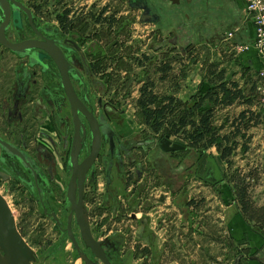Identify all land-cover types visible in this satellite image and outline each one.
<instances>
[{
  "label": "flooded vegetation",
  "instance_id": "obj_1",
  "mask_svg": "<svg viewBox=\"0 0 264 264\" xmlns=\"http://www.w3.org/2000/svg\"><path fill=\"white\" fill-rule=\"evenodd\" d=\"M105 1L114 4L110 14ZM153 1L147 0V4L159 19L150 23L155 29L145 27L142 31L138 46L144 49H139L134 57L135 64L144 69L140 72L142 79L137 78L140 94L142 87L152 82V72L146 68H152L157 60L150 49L161 50L168 43L167 39L155 43L154 32L167 31L168 24L153 10ZM129 2L0 0V139L19 150L25 161L10 156L0 146V193L16 190L23 204L31 202L40 215L51 221L58 238L46 244L56 247L54 250L61 244H71L67 233L71 217L70 230L80 250L93 264H102L81 240L71 203L67 202L75 128L64 85L71 87L91 113L94 126L77 114L82 126L78 163L91 151L92 129L100 135L95 160L85 172L81 197L93 239L101 242L100 247L112 264H167L170 226L186 225L193 234H200L202 204L205 200L211 204L214 199H205L202 185L218 187L224 176L219 184L206 183L202 180L206 173V159L201 161L204 153L170 137L169 147L176 143L183 148L163 149L161 139L165 135L150 128L149 133L146 128L137 131L120 108L118 102L124 96L113 86L125 85L128 79L121 74L123 52H133L136 47L133 39L140 17ZM133 12H138V16ZM108 27L114 30V40L103 53L116 60L117 79H112L106 70L105 54L101 55L92 38L104 35ZM1 40L17 45L18 51H12ZM160 61L161 66L164 57ZM78 187L76 181L75 204L79 201ZM235 214H229L225 225H245L235 221ZM259 241L258 246L251 244L248 253L235 257L228 249L225 263L264 264V238ZM182 248L172 250L173 254Z\"/></svg>",
  "mask_w": 264,
  "mask_h": 264
},
{
  "label": "crops",
  "instance_id": "obj_2",
  "mask_svg": "<svg viewBox=\"0 0 264 264\" xmlns=\"http://www.w3.org/2000/svg\"><path fill=\"white\" fill-rule=\"evenodd\" d=\"M179 1L182 4V0ZM185 2L188 6L181 8H175L180 7L181 4L180 6H175L168 0H154L152 2L153 10L163 18L161 20H165L168 24L167 31H162L163 33L154 32L156 44L162 39H167L168 43L161 50L153 47L149 51L153 59L157 58L152 68H146L148 72H152L149 77V81L152 82L149 86L153 89V93L156 94V84H167L168 87V81L171 76L177 77L178 86L181 85L179 82L184 83L186 81V65L180 66L178 61L180 57L176 56V53L181 54V56H186V53L195 54V59L192 62L201 66V69L205 68V77L200 74L195 75L192 79L196 83L199 82L200 87L202 86L200 89L201 96L212 87H216L221 83L230 88L235 85L234 89L241 90L242 98H239L230 106L220 108L225 110L231 107L246 106L254 109L253 95L250 97L247 94L250 89L254 91L257 73L261 69L263 61L252 46L241 53L236 51L238 45H251L254 39V24L246 12L244 1L185 0ZM133 14L138 16L139 13L133 12ZM136 22L135 38L133 40L136 42V47L134 48L137 52L136 54H139V49H144L138 46V42H141L139 37L142 36V31L145 27L150 29H155V27L150 23H141L138 20ZM229 33H231V37H228ZM161 53L164 55H161ZM163 57L164 61L160 66L162 62L160 58ZM176 64L179 66L178 73L173 74L175 72V67L173 66H176ZM205 86L206 88L202 90ZM140 87L141 84H139V92ZM168 96L176 97L174 94L170 95L169 93L162 97ZM175 99L179 101L185 100L182 94H178ZM248 111L249 109L244 112L248 113ZM147 128L146 131L149 133L150 131ZM209 149H215V147ZM211 196L214 198L212 193ZM209 198L206 197L205 199ZM204 218L207 219L205 215L201 216V220ZM203 224L199 226L200 234H193V229L188 228L186 225L184 227H180V225L170 226V250L167 264H211L208 261L226 264L228 249H232L231 256L233 257L238 253L244 252V250L246 254L251 249V244H257L258 246L261 243L259 241L262 237L261 235L264 236L262 233H255L254 227L247 224L246 221L243 223L245 225H232V222L231 225H225L223 234L226 238L224 239L219 237L218 232L222 233L221 227L219 229L220 225ZM178 227L183 228V234L179 232ZM251 234H253L252 239L250 238ZM181 246L183 248L173 254L172 250L176 251ZM235 248L239 251L234 254Z\"/></svg>",
  "mask_w": 264,
  "mask_h": 264
},
{
  "label": "rangeland",
  "instance_id": "obj_3",
  "mask_svg": "<svg viewBox=\"0 0 264 264\" xmlns=\"http://www.w3.org/2000/svg\"><path fill=\"white\" fill-rule=\"evenodd\" d=\"M105 3L109 7L108 12L110 14L114 11V4L112 2L108 4L107 1H105ZM180 4L178 6H180ZM183 6H188L185 0H182L180 7L175 8H181ZM111 26L112 25L110 24L109 27ZM109 27L106 29L104 35L101 36L96 34L92 36V38L96 40V43H98L97 50L100 51L101 55L105 54L103 51H105L107 45L114 40V30L109 29ZM128 43L129 41H127L126 47H128ZM136 53L135 49H133V52H130V50L128 51L127 49L124 50L123 56L125 60L123 59L122 61L123 69L121 74L122 77H127L128 79L126 80L125 85L119 86L118 84L113 87H116L118 94L124 96V99H120V102H118L120 108L127 112L131 125L139 131L142 128H147V126L143 122L139 108L136 104V99L140 95L138 90V83L140 81L137 80V78H140V72L144 70L140 65H136L134 62ZM176 56L180 57L178 58V61L181 67L186 65V81H184V83L179 82L181 85L178 86L177 77L174 78L171 76V79L168 81V87L167 84H156L155 90L159 97H162L167 93L170 95L174 94L176 97L178 94H182V97H184L185 100H180L182 105L175 111V115H177L187 104L195 103L199 100L201 97L200 89L202 86L200 87L199 82L196 83L192 79L195 75L197 76L200 74L202 77H205V68L201 69V66L192 62V60L195 59V54L192 55L186 53V56H181V54L176 53ZM103 57L105 58L104 63L106 64V70L108 69L107 71L112 74V79H117V67H114L116 60L110 54H105ZM173 67H175V72H173V74H177L179 69L178 64ZM128 72H130L129 75L127 74ZM120 82L123 83L124 80H120ZM204 88H206V86L203 87L202 90ZM247 95H250V97L253 95L254 109L243 106L222 110L220 107H217L214 113V125L217 127L223 126L219 132L220 135L230 136L231 133L235 131V125L233 123H236L240 130V135L233 139L237 145L228 162L220 160L216 149L204 151V153H207L209 156L216 159L219 168L223 173L224 180L218 185V187H214L213 189L202 185V193L205 197L209 198L211 193L214 195L211 204H208V200H205L202 204L201 213L207 217V219H202V223H204L203 225H220L219 229L221 227L222 233H218L219 237L223 239L226 238L223 234L226 219L230 213H238L233 195L234 181H242L247 186V195L254 207L260 209L264 208V108L259 103L260 96L258 97L255 93V88L254 91L253 89H250ZM248 109L249 111L246 114L245 120H239V113ZM249 116H252V120H249ZM161 133L164 134L165 130L161 131ZM242 135H244V138H242ZM178 137L179 136L170 135L171 140L184 142L181 140V137ZM245 147L246 149H244ZM222 186H224V188H222ZM220 187L221 190H219ZM214 190H218L219 193H215ZM1 194L9 204L15 217L19 233L23 236L26 243L35 251V253H37L38 264H82L80 260L76 259L69 242L61 244L56 250H54L56 247H49L48 244H46V241L56 240L58 238V233L53 231L51 221L40 215L31 202L23 204L20 201L19 194L16 190H11L7 193L2 191ZM207 210H210L211 214H207ZM237 221L240 222L239 219H237ZM246 223L252 225L250 222L246 221ZM250 238H253V234H251ZM236 251L239 250L235 248L234 254Z\"/></svg>",
  "mask_w": 264,
  "mask_h": 264
},
{
  "label": "water",
  "instance_id": "obj_4",
  "mask_svg": "<svg viewBox=\"0 0 264 264\" xmlns=\"http://www.w3.org/2000/svg\"><path fill=\"white\" fill-rule=\"evenodd\" d=\"M168 1L175 6H178L180 4L179 0H168ZM129 5L131 8L138 10L140 12L139 21L141 23H155L158 21L159 16L151 10V8L147 4V0H130ZM1 43H3L6 47L11 49L12 51L15 52L18 51L17 45L7 43L3 40H1ZM28 45L35 46L32 44H28ZM42 49L46 50L43 47ZM56 62L60 66L59 61L57 60ZM64 87L66 89L69 102L73 109V115H74L73 123L75 128L72 149L70 154V161H69L73 171L68 187L67 202L71 203V214L74 213L75 222L79 229L81 240L84 242V244L87 247L91 249L92 253L97 258H99L102 264H112L103 253L100 247L101 242L95 241L91 235L87 216L86 213L84 212L83 204L81 200L82 186H83V179L85 176V172L87 168L91 166L93 161L95 160V157L99 149L100 135L97 130L92 129L93 144L91 151L89 155L81 163H78L77 157L81 147L79 130L82 126L79 122V118L77 114L80 113L82 116H84L89 122L91 127H94L93 118L91 113L87 112L83 104L79 101L73 89L71 87L68 88L65 85ZM170 143L171 142L169 140L168 135H165L161 139L162 148L165 150L183 148V146L178 145L176 143H174L171 147H169L168 145ZM0 146L2 150L10 154V156L19 159L22 163H25L23 154L19 150L11 146L9 143L4 142L0 139ZM205 159H206V165H205L206 173L204 176H202V180H204L206 183H209L210 185L219 184L223 180V175L217 164L216 159L212 156H209L207 153H204L201 157V161ZM206 175H209V177L207 178ZM76 181H78L79 183V187H78L79 201L77 204H75L73 201ZM240 220L242 223H244L241 218ZM70 222H71V217H69L68 220L67 233L71 241V244L73 245V248L76 250L81 261H83L85 264H93L91 261H89L87 256L80 250V247L75 237L71 233ZM0 264H38L37 254L26 243L23 236L19 233L15 222V217L7 201L1 194H0Z\"/></svg>",
  "mask_w": 264,
  "mask_h": 264
},
{
  "label": "trees",
  "instance_id": "obj_5",
  "mask_svg": "<svg viewBox=\"0 0 264 264\" xmlns=\"http://www.w3.org/2000/svg\"><path fill=\"white\" fill-rule=\"evenodd\" d=\"M234 86L230 88L221 83L212 87L198 101L183 107L177 115L174 113L182 105L181 101L172 96L158 97L149 85L142 87L136 104L143 122L154 132L179 136L192 148H198L202 153L215 147L220 160L228 162L237 145L233 139L240 135V130L236 123H233L235 131L230 136L220 135L219 132L223 126H215L213 117L217 107L230 106L242 98L241 90L234 89ZM246 114L240 113L239 120L244 121ZM248 118L252 120V116ZM163 130H165L164 134L161 133ZM233 195L238 210L235 219L241 218L244 223L250 222L255 228V233L264 234V208L253 206L247 195V186L242 181H234ZM261 236L264 238L263 235Z\"/></svg>",
  "mask_w": 264,
  "mask_h": 264
},
{
  "label": "built area",
  "instance_id": "obj_6",
  "mask_svg": "<svg viewBox=\"0 0 264 264\" xmlns=\"http://www.w3.org/2000/svg\"><path fill=\"white\" fill-rule=\"evenodd\" d=\"M243 1L245 3L246 12L254 24V39L251 45H238L236 51L241 53L252 46L263 61L262 67L257 73L255 93L258 97L260 96L259 103L264 108V0ZM231 36V33H229L228 37Z\"/></svg>",
  "mask_w": 264,
  "mask_h": 264
}]
</instances>
